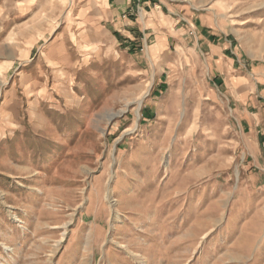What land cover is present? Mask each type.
Listing matches in <instances>:
<instances>
[{
	"label": "rangeland",
	"instance_id": "1",
	"mask_svg": "<svg viewBox=\"0 0 264 264\" xmlns=\"http://www.w3.org/2000/svg\"><path fill=\"white\" fill-rule=\"evenodd\" d=\"M96 1L0 0V264H264V0L198 8L224 61Z\"/></svg>",
	"mask_w": 264,
	"mask_h": 264
},
{
	"label": "crops",
	"instance_id": "2",
	"mask_svg": "<svg viewBox=\"0 0 264 264\" xmlns=\"http://www.w3.org/2000/svg\"><path fill=\"white\" fill-rule=\"evenodd\" d=\"M206 1L196 0L194 6L191 4L193 3L191 0H101L100 2L96 1V5L100 6V20L103 23L110 21L116 24L115 31L121 38V42L125 44V49L130 53L133 49H137L136 46H147L148 38L153 35L154 29L146 33L149 28L146 25L149 18L162 17L166 20H172L175 22L173 23L175 26L178 22L188 20L191 17L194 18V25L191 24L192 28L197 29L194 36L196 45L207 51L212 58L218 57L219 61H224V51L231 47V42L227 38L223 24L218 23L217 29H214L213 23L205 25L204 21L211 18L199 14L198 8ZM162 11H165V14ZM174 16H178L179 19H174ZM227 64L230 65L228 66L230 69L234 62H227ZM166 84L165 81L154 79L150 98H157L156 94L166 90ZM242 92L245 93L246 90L242 89ZM142 116L143 119L152 118L151 108L143 111ZM248 122L252 129H258L260 121L257 117H249Z\"/></svg>",
	"mask_w": 264,
	"mask_h": 264
},
{
	"label": "bare ground",
	"instance_id": "3",
	"mask_svg": "<svg viewBox=\"0 0 264 264\" xmlns=\"http://www.w3.org/2000/svg\"><path fill=\"white\" fill-rule=\"evenodd\" d=\"M253 7V6H252ZM259 8V7H258ZM256 9V8H255ZM90 48H87V50L86 51H88ZM75 101V98H74V95H71V96H69L68 98H67V102L69 103V104H71V103H73ZM137 105H138V108L140 107V105H141V100H138L137 101ZM138 227L139 226H135V229H138Z\"/></svg>",
	"mask_w": 264,
	"mask_h": 264
}]
</instances>
